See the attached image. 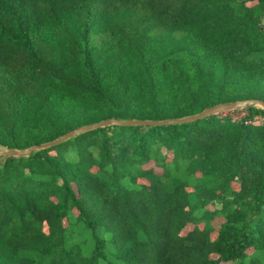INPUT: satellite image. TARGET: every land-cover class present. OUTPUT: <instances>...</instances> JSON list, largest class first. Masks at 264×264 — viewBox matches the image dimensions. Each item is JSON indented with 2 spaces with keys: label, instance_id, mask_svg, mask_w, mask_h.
Masks as SVG:
<instances>
[{
  "label": "trees",
  "instance_id": "obj_1",
  "mask_svg": "<svg viewBox=\"0 0 264 264\" xmlns=\"http://www.w3.org/2000/svg\"><path fill=\"white\" fill-rule=\"evenodd\" d=\"M249 100L264 0H0L3 149ZM245 109L0 157V264H264V126L245 124L264 111Z\"/></svg>",
  "mask_w": 264,
  "mask_h": 264
},
{
  "label": "water",
  "instance_id": "obj_2",
  "mask_svg": "<svg viewBox=\"0 0 264 264\" xmlns=\"http://www.w3.org/2000/svg\"><path fill=\"white\" fill-rule=\"evenodd\" d=\"M248 107V106H254V107H258L260 109H262L264 111V102L262 101H258V100H249V101H236L230 104H222V105H217L215 107L209 108L204 110L202 113L194 116V117H187V118H183V119H170V120H165V121H142V120H127V121H118L116 119H111V120H107V121H103L100 122L98 124H94L91 126H86V127H82L80 129L74 130L68 134H66L65 136L50 142V143H45L42 145H37V146H33L29 149L26 150H0V157H27L29 155H31L32 153L36 152V151H40V150H44V149H48V148H52L56 145H59L62 142H65L73 137H76L80 134H83L85 132H89V131H93L99 128H103L106 126H111V125H120V126H163V125H179V124H184V123H190V122H196L198 120H202L204 118L210 117V116H214V115H219L222 113H228V112H233L235 110L240 109L241 107Z\"/></svg>",
  "mask_w": 264,
  "mask_h": 264
},
{
  "label": "built area",
  "instance_id": "obj_3",
  "mask_svg": "<svg viewBox=\"0 0 264 264\" xmlns=\"http://www.w3.org/2000/svg\"><path fill=\"white\" fill-rule=\"evenodd\" d=\"M227 114H229V112L228 113H222V115H227ZM234 114L235 113H230L229 114L231 119H232V121H240V120H242V119L247 117V113L244 114L241 117L234 116ZM245 124L246 125H254V126H264V117L263 116H255L252 119L246 120Z\"/></svg>",
  "mask_w": 264,
  "mask_h": 264
},
{
  "label": "rangeland",
  "instance_id": "obj_4",
  "mask_svg": "<svg viewBox=\"0 0 264 264\" xmlns=\"http://www.w3.org/2000/svg\"><path fill=\"white\" fill-rule=\"evenodd\" d=\"M245 108H246V107L243 106V107H241V108L238 109V110H235V111H233V112H229V114H230V113H235L234 116L241 117V116H243L244 114L247 113V111H246ZM0 150H3V148L0 147ZM220 221H221V219H217V220H215V221L213 222V223H214V227H215L216 230H217V229L219 228V226H220Z\"/></svg>",
  "mask_w": 264,
  "mask_h": 264
}]
</instances>
